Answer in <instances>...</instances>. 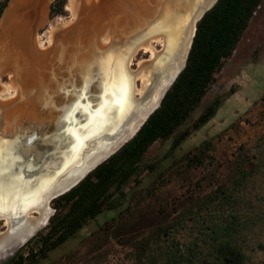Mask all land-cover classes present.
I'll return each instance as SVG.
<instances>
[{
  "label": "rangeland",
  "instance_id": "1",
  "mask_svg": "<svg viewBox=\"0 0 264 264\" xmlns=\"http://www.w3.org/2000/svg\"><path fill=\"white\" fill-rule=\"evenodd\" d=\"M57 1L63 2L61 13L49 15L48 9L33 33L38 38L33 40L35 54L48 55V59L55 49L66 47V42L57 47L43 44L38 48L37 44L44 43L52 25L69 21L72 12L65 9L66 5L72 2L77 15L75 7L92 4L48 0V7ZM2 2L1 11L7 0ZM116 15L98 19L105 20L101 31L109 28ZM103 37L109 36L104 33ZM146 58L141 50L134 53L128 61L130 69ZM36 65L28 64L21 79L24 75V79H36L40 70ZM214 77L199 104L174 135L148 148L139 164L142 172L138 184L125 187L127 195L117 209H103L35 264H134L133 256L143 254L142 250L156 256V264H163L160 256L169 242L176 243L180 249L187 244L195 245L194 256L202 260L208 228L214 229L231 217L234 220L229 235L245 255L246 264H261L264 258V0ZM13 78L12 75L8 85L16 88ZM215 99L219 100V106L214 115L198 129H191L193 121ZM183 131H187V136L170 151L172 138ZM198 153L201 165L186 164L182 159ZM237 167L246 175L238 187L234 185ZM219 191L229 197L215 199ZM129 205L130 210L123 213ZM45 227L21 246H25L21 250L23 255L33 247V239L45 233Z\"/></svg>",
  "mask_w": 264,
  "mask_h": 264
},
{
  "label": "water",
  "instance_id": "2",
  "mask_svg": "<svg viewBox=\"0 0 264 264\" xmlns=\"http://www.w3.org/2000/svg\"><path fill=\"white\" fill-rule=\"evenodd\" d=\"M9 1L10 0H7L5 8ZM148 1L150 3H148ZM215 2L216 0L209 5L210 2L208 3V1L203 0H135L134 3L132 2L133 4H148L149 6L150 12H139V16L134 8L135 6L126 3L128 8L124 10V15L120 17L121 27L119 26L120 28L117 27V30H114L116 38L112 39L108 47L104 48L97 45V42L93 41V38L91 43L86 45V37L89 36L91 32L89 29L85 28L84 30L76 32L74 37L75 42L70 46L74 48V55L77 54V51H79L78 55L84 54L86 50L90 51V55L86 56V58L83 57V62L80 64V68L76 69V73L73 72L71 75L67 72L69 74L68 76H73V78L65 77V79L60 78L56 81L43 69L39 70L46 73V78L42 76V85L36 88L38 92H40V99H38L40 102L36 103L33 107H28L27 111L22 112L20 109L21 111L19 110L17 112V115L21 117L19 120H17V116L13 117L14 119L12 118V121H14L13 123L16 122V135L11 136L10 139L16 140L15 149L17 150L20 148L22 136H25L26 139L24 162L25 188H35V186L38 185V178L46 176L48 178L51 177L52 181L48 190V196H50L48 201L51 202L53 199L63 195L76 186L88 173L106 161L128 142L136 134L146 119L158 108L161 99L171 87L178 74L182 71L194 36L195 25L201 17L211 9ZM43 6V18L34 26L32 32L35 31L44 20L49 9L48 0H43ZM95 8V5H93L85 9L83 14H77L75 21L72 23L73 26L71 25L72 28L76 25L85 26L88 19L85 16L86 12L90 14L92 12L93 15ZM3 11H1L0 17ZM188 19L190 22L193 21L195 25L188 51L185 55V61L181 68L178 70L175 69L166 79L164 83V92L158 103L147 113L145 119L139 124L136 130H134L132 135L129 137L123 136L121 138L123 139L122 141L118 142L117 140V143H112V146L109 145L108 147L110 150L106 149V151L109 150V153H100L99 155L96 153L97 155L95 157H93L95 155L94 153H85L87 155L85 163H83L81 160L82 154L79 153V151L80 149L87 150L93 139L91 134L79 137L78 132L84 131L87 126L91 125V119L96 114L103 111L107 113L114 111L115 116L119 117L125 111L126 101L130 99L131 75L126 68V60L129 54L143 41L155 34L162 33L168 40H171L179 26L183 25ZM94 22L95 26L92 31L98 34L100 31L98 28H101L105 21L97 19ZM106 22L108 21L106 20ZM53 39L52 41L54 44ZM67 46L68 45H66V47ZM2 49H4V46L0 50ZM61 51H63V48H61ZM6 56L5 53L1 54L0 52V74L7 71L10 72L15 79L17 75L26 71V67L24 68L23 65L15 68L12 64L7 63L4 59L11 57ZM13 58H16L17 62L22 61V59L24 61V58L21 56H15ZM13 58L11 62L14 60ZM107 90L111 95L109 99L106 97L108 96ZM20 99L17 98L12 104L20 106ZM108 100L110 101L107 102ZM4 110L5 109L1 111V114ZM20 112H22V116ZM26 113L32 115L30 121L24 119ZM18 123H20V126H17ZM4 125V122H0V139H3L4 136H7L9 133H6L5 128L11 129L10 127H12ZM82 140L91 141L86 143L83 148H80L83 142ZM34 155L37 157L35 158ZM69 156L71 158L67 161ZM63 179H66V181L59 184ZM45 183L44 181L38 188H42ZM36 192H39L38 189ZM31 198H33L31 195L27 196L26 201L28 202ZM51 211L53 214L54 210L51 209ZM23 245L21 243V246ZM18 249L15 251L9 250V252L3 249L0 255V263L7 258L13 257Z\"/></svg>",
  "mask_w": 264,
  "mask_h": 264
},
{
  "label": "trees",
  "instance_id": "3",
  "mask_svg": "<svg viewBox=\"0 0 264 264\" xmlns=\"http://www.w3.org/2000/svg\"><path fill=\"white\" fill-rule=\"evenodd\" d=\"M262 0H216L195 25V32L186 57L185 65L165 93L158 108L146 119L136 134L106 161L88 173L76 186L53 199L54 213L49 217L44 234L33 239L25 255L21 247L5 264H35L45 259L49 251L72 237L87 221L94 219L103 209L116 210L126 197L125 187L138 184L142 172L140 162L148 148L156 141H164L176 132L199 104L214 75L231 56L252 14ZM62 1L50 6L49 15L60 14ZM4 2L0 4V11ZM219 100H213L193 121L191 129L204 125L215 113ZM187 136L183 131L172 138L169 150L175 149ZM198 155H185L186 164L201 165ZM244 162H241L243 165ZM146 168V167H145ZM150 169V168H149ZM246 175L237 167L234 170V185ZM147 194V193H146ZM229 195L217 192L218 199ZM130 205L123 210L127 213ZM233 217L214 229L208 228L202 260L194 256L195 245L178 248L169 242L161 253L163 264H246V257L230 237ZM173 231V230H172ZM40 232V231H39ZM134 255V264H156L157 257L145 250ZM264 264V258L261 261Z\"/></svg>",
  "mask_w": 264,
  "mask_h": 264
},
{
  "label": "bare ground",
  "instance_id": "4",
  "mask_svg": "<svg viewBox=\"0 0 264 264\" xmlns=\"http://www.w3.org/2000/svg\"><path fill=\"white\" fill-rule=\"evenodd\" d=\"M85 1L87 2L86 4H91V1L93 0H77L76 2ZM203 1H208V3L210 2V5L214 0ZM132 2L134 3L135 0H94L91 5L84 4L86 5L84 7H75L77 8L76 10L78 14H83V11H85V9L93 5H95L96 8L93 15L92 12L91 14L89 12H86L85 16L88 19L85 26L82 27L80 25H76L74 28H72V23L75 21L76 13L73 10L74 5L72 4V2H69L65 7L67 11H70V13L72 12L69 21H67L66 23H55L48 30V34L46 33L48 36L46 37L44 43L38 41V48H41L43 44H48L50 46L53 42L52 39L54 38L55 34L59 33L56 39L60 43L62 41H66L68 43L67 45L69 46H67V48L61 46V48H63V51H61L60 48L59 60L54 64V66L51 65L50 67H48V74L56 81L60 78L65 79V77L73 78V76H68L69 74L67 72H69L71 75L73 72L76 73V69L80 68V64L83 62V57L86 58V56L90 55V51L88 50H86L87 52L85 51L84 54L82 53L81 55H78L79 51H77V54L74 55V48L71 47L72 49H70V46H72V44H74L75 42L74 37L76 32L87 28L91 32L90 35L86 37V45H89L93 38V41L97 42V45L101 46L102 48L108 47L112 42V39L116 38L114 30H117L116 28L120 26V21H118L120 19L119 16H123L124 10L128 8L126 6V3L131 5L133 4ZM148 3L150 2L148 1ZM133 6H135L134 8L137 11L138 16L140 15L139 12H150L148 4H133ZM43 14V0H10L0 17V49L4 46V49L0 50L1 54L4 51H9L10 49H12L14 44L17 43V38L19 39V37H21L22 35L26 36L30 32L31 24L33 26L32 30H34V26H36V24L40 20H42ZM114 14L117 15L109 22V28L101 31L105 23L101 26V28H98V30H100V37L99 33H93L95 32L92 31L95 26L94 21H96L100 17L104 18V15L109 16L110 18V16H114ZM194 25L195 23H193V21L190 22V20L188 19V21H186L183 25L179 26L177 32L171 40H168L164 34L158 33L147 38L129 54L126 60V68L131 75V84L129 91L130 99L126 101L127 104L125 105V111L119 117L115 116L114 111H111L109 113L104 112L99 116L100 119L96 118V120L94 121L91 120V125L87 126L84 131H82V133L90 132L93 139L92 141L90 140L91 142L89 140H82L83 146L81 145L82 147L80 146V148H83L86 143H91L90 147L87 150L80 149L79 151V153L82 154L81 160L83 163H85V158L87 155L85 153H94L95 155L93 157H95L97 154L99 155L100 153L105 154L110 150L108 147L109 145H111L112 143H117V140L118 142L122 141L123 139L121 138L123 136L129 137L130 135H132L134 130H136L139 124L145 119L147 113L153 108V106L158 103L164 92V83L166 79L171 75L172 72H174L175 69L178 70L179 68H181L185 61V55L188 51L189 43L192 38ZM66 26L68 28H66ZM32 30L31 39H33L32 36L34 33V31L32 32ZM108 30H110L112 34L109 35ZM102 32L107 33L106 35L109 37H103L104 33ZM101 39L103 44L106 45H100ZM53 40L55 41V38ZM79 47L81 48L80 44ZM86 47L90 48L89 46ZM140 50L142 51V53L147 55V58L143 61H138L137 67L131 70L128 61L134 53ZM68 51H70V55L68 54ZM41 59L43 62H45L44 60L48 59V55H42ZM13 67L16 68L19 66L14 65ZM44 68V71L46 72V66H44ZM21 76L22 73L17 75L14 79L16 87L18 86V88H20V83H22L23 81L21 79ZM36 77V79H28L29 83L26 87V95L23 92H21L20 94L18 92V94L15 96V100L17 98H21L20 106H15L12 104L15 100L6 103L5 105L2 104L3 106H0V122H4V126L9 125L16 128V122L13 123L14 121H12L11 119L15 116H17V120L21 118L20 115H17V112L20 109L22 110V112L27 111L28 107H33L36 105V103L40 102V100H38L40 99V92H38L36 88L42 85L43 80L41 78V72H38ZM45 77L46 75L44 76V78ZM5 87H7V89L9 90L10 95L14 92V89H12L13 87L9 85H6ZM7 94L4 95L5 98L6 96H9ZM5 98L4 100L7 99ZM3 109L5 110L1 114V111ZM6 112H11L13 115H6ZM22 112H20V114ZM31 118L32 115H30V113H26L24 115L25 120L30 121ZM17 126H20V123H18ZM78 135H80L79 132ZM106 149L109 150L106 151ZM70 158L71 157L69 156L67 158V161H69ZM38 179V185H36L35 188L26 189L25 198L30 195L33 198H31L28 202L26 201L25 208H21L20 211L9 210V212L6 213L8 215V220L5 219L4 225L7 226V229L2 234H0V255L3 249L8 250V252L9 250L15 251L16 249L21 247V243L22 245L25 244L29 239L33 237V235L38 233L46 226L47 220L52 214L50 201H48L50 197L48 196V190L52 178H48L46 176ZM44 181L46 182L45 185L42 188H38V186L42 185ZM64 181H66V179L61 180L59 184ZM37 189L39 192H36Z\"/></svg>",
  "mask_w": 264,
  "mask_h": 264
},
{
  "label": "flooded vegetation",
  "instance_id": "5",
  "mask_svg": "<svg viewBox=\"0 0 264 264\" xmlns=\"http://www.w3.org/2000/svg\"><path fill=\"white\" fill-rule=\"evenodd\" d=\"M32 27L33 26L31 24L30 32L27 34L28 36L22 35L21 37H19V39L17 38V43L14 44L12 49H10L9 51L3 52V53H5V56L7 55L6 57H11V58H5L4 60L9 64H13V66L14 65L15 66L23 65L24 68L25 67L27 68L28 64L34 63L35 65L36 64L38 65V66L36 65L37 69L39 67L40 70H42V69L44 70L45 69L44 66H46V64H49V67H50V65L53 64V61L58 62L60 52L57 51V49H55L54 53L51 52L50 59H47V61L45 60V62H43L41 59L42 55L35 54V51L33 49V47H34V44H33L34 41L33 40H34V38L36 39L37 36H35V37L32 36L33 39H31ZM108 34L109 35L112 34L110 30H108ZM59 43L60 42L56 39L54 41V44L52 42V44L50 46L53 47L55 45V47H57L59 45ZM66 44H68V43L66 42ZM101 44H103V42H101ZM103 45H106V44H103ZM37 46H38V44H37ZM57 52H58V54H57ZM57 55H58V57H57ZM15 56L16 57L17 56L23 57L24 61L22 59V61L17 62L16 58L15 59L13 58ZM12 58L14 60H12V62H11ZM48 61H50L51 64L48 63ZM136 67H137V64H136ZM46 70L48 71L49 69H46ZM39 72H41V78H43L44 77L43 75H45L44 72H42V71H39ZM25 76L26 75L23 76V79H22L23 81H22V83H20V88H18V91L16 89L18 86L16 88L14 87L16 90H14V92L11 93V95H10L9 90L5 86L8 84H11L12 75L10 72H7V71L0 74V106L2 104L5 105L6 103H9V102L15 100V96L18 94L19 91H20L19 94L21 92H23L26 95V90H27L26 87H27L29 81H28V78L24 79ZM2 79L5 80V82L2 81ZM13 81H15L14 78H13ZM5 94L9 95V96H6V98L8 100L4 97ZM2 95H3V97H2ZM107 95L108 96H106V97H108V99H109V97L111 95H110V92L108 90H107ZM106 97H103V98H106ZM4 98L6 100H4ZM109 101L110 100H108L107 102H109ZM104 112L105 111H103L99 114H96L91 120H94V119L96 120V118L100 119L99 116L101 114H103ZM9 114L11 116L13 115L11 112H6V115H9ZM11 120H13V119H11ZM10 128L11 129H9V130L7 128H5L6 133H8V132L9 133L7 136L5 135L3 139H0V222H1L0 228H3V229H1L2 231H0V234H2L4 232V229L5 230L7 229V226L4 225L5 219L8 220V215L6 213L9 212V210L20 211L21 208H25V206H26V198H25L26 188L24 185V173H25V167H24L25 163L24 162H25V154H26V151H25V147H26L25 146V140L26 139H25V136H22L21 146L19 149L16 150L15 149L16 140L10 139L11 136L16 135V130H15L14 126H12ZM79 134H80L79 137H84V136L90 135V132H87V133L79 132ZM15 150H16V152H15ZM8 259L9 258L5 259L0 264H5L8 261Z\"/></svg>",
  "mask_w": 264,
  "mask_h": 264
}]
</instances>
